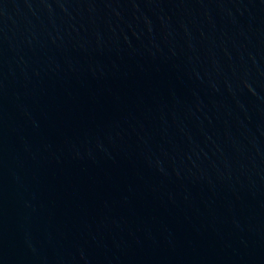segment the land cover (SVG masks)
<instances>
[{
	"label": "water",
	"instance_id": "1",
	"mask_svg": "<svg viewBox=\"0 0 264 264\" xmlns=\"http://www.w3.org/2000/svg\"><path fill=\"white\" fill-rule=\"evenodd\" d=\"M0 264H264V0H0Z\"/></svg>",
	"mask_w": 264,
	"mask_h": 264
}]
</instances>
